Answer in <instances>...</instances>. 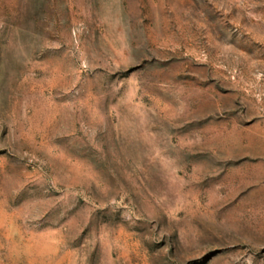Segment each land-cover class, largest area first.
Listing matches in <instances>:
<instances>
[{
    "label": "rangeland",
    "instance_id": "374dc122",
    "mask_svg": "<svg viewBox=\"0 0 264 264\" xmlns=\"http://www.w3.org/2000/svg\"><path fill=\"white\" fill-rule=\"evenodd\" d=\"M0 264H264V0H0Z\"/></svg>",
    "mask_w": 264,
    "mask_h": 264
}]
</instances>
